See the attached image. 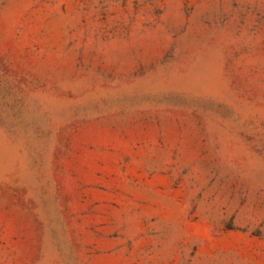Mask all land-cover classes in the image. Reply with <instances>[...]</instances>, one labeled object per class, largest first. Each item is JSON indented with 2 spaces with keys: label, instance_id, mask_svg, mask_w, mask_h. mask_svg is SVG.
Returning <instances> with one entry per match:
<instances>
[{
  "label": "rangeland",
  "instance_id": "1",
  "mask_svg": "<svg viewBox=\"0 0 264 264\" xmlns=\"http://www.w3.org/2000/svg\"><path fill=\"white\" fill-rule=\"evenodd\" d=\"M0 264H264V0H0Z\"/></svg>",
  "mask_w": 264,
  "mask_h": 264
}]
</instances>
